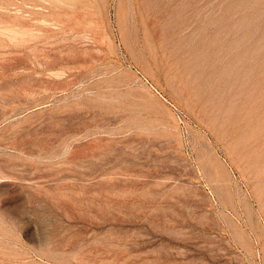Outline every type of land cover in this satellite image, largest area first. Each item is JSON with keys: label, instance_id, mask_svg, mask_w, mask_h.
<instances>
[{"label": "rangeland", "instance_id": "obj_1", "mask_svg": "<svg viewBox=\"0 0 264 264\" xmlns=\"http://www.w3.org/2000/svg\"><path fill=\"white\" fill-rule=\"evenodd\" d=\"M0 264H264V0H0Z\"/></svg>", "mask_w": 264, "mask_h": 264}]
</instances>
